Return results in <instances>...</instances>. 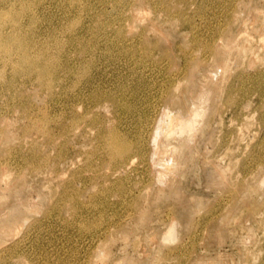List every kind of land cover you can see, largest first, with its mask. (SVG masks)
<instances>
[{
	"label": "rangeland",
	"instance_id": "1",
	"mask_svg": "<svg viewBox=\"0 0 264 264\" xmlns=\"http://www.w3.org/2000/svg\"><path fill=\"white\" fill-rule=\"evenodd\" d=\"M0 5V264H264V0Z\"/></svg>",
	"mask_w": 264,
	"mask_h": 264
},
{
	"label": "bare ground",
	"instance_id": "2",
	"mask_svg": "<svg viewBox=\"0 0 264 264\" xmlns=\"http://www.w3.org/2000/svg\"><path fill=\"white\" fill-rule=\"evenodd\" d=\"M5 2H8V0H5ZM8 16L10 19H8ZM16 30L17 25L15 24V19L11 18V9L8 10L7 6L5 7L4 5H0V73H2V65L4 63H11L13 65L15 64L13 62V52L16 51L15 48L18 47V44L15 42L16 36L14 34ZM28 60L29 58L24 56L23 60L20 62V64H17L16 67L18 68L19 66V69L22 67L23 70H27ZM1 77L2 76L0 75V78ZM77 123L79 122L77 121ZM110 134L108 147H110L116 157L123 156L129 149L128 143L119 138L114 132Z\"/></svg>",
	"mask_w": 264,
	"mask_h": 264
}]
</instances>
